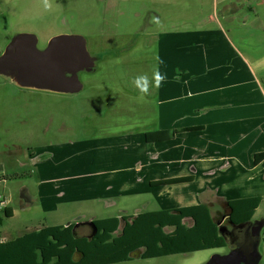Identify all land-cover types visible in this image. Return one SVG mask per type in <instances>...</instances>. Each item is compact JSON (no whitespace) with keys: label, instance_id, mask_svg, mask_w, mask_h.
<instances>
[{"label":"rangeland","instance_id":"1","mask_svg":"<svg viewBox=\"0 0 264 264\" xmlns=\"http://www.w3.org/2000/svg\"><path fill=\"white\" fill-rule=\"evenodd\" d=\"M199 11V0H0V53L21 33L36 35L40 50L53 37L79 35L95 59L92 72L79 73L83 87L74 94L21 88L0 76V196L13 211L9 218L0 210V239L9 242L77 218L88 222L135 215L147 205L148 211L169 206L160 203L163 199L154 190L111 201L109 193L88 191L84 185L90 180L108 177L93 173L123 166L114 161L124 148L106 149L110 159L88 162L87 142L126 133L138 136L156 128L162 82L157 77L165 69L160 30L180 31L185 28L183 15ZM65 148L69 151L64 154L73 158L58 167ZM259 188L256 193L264 196L262 184ZM206 204L214 217L223 219L224 203ZM255 218L264 219V202ZM261 236L258 250L264 264V228ZM225 252L205 250L121 264H207Z\"/></svg>","mask_w":264,"mask_h":264},{"label":"crops","instance_id":"2","mask_svg":"<svg viewBox=\"0 0 264 264\" xmlns=\"http://www.w3.org/2000/svg\"><path fill=\"white\" fill-rule=\"evenodd\" d=\"M199 6V12L183 15L184 29L160 30L165 69L156 128L138 136L126 133L87 142L88 162L96 157L106 161V149L124 148L114 161L121 168L93 173L108 177L84 185L91 193H109L111 201L154 190L156 198L163 199L160 203H168L165 210L251 197L264 202L256 193L261 184L264 189V160L255 163L264 153V0H199ZM161 133L170 140L146 141L147 134ZM68 149L62 151L58 167L72 160L73 155L64 154ZM182 177L193 181L151 186ZM182 192L187 200L175 195ZM75 221L67 225L85 223Z\"/></svg>","mask_w":264,"mask_h":264},{"label":"trees","instance_id":"3","mask_svg":"<svg viewBox=\"0 0 264 264\" xmlns=\"http://www.w3.org/2000/svg\"><path fill=\"white\" fill-rule=\"evenodd\" d=\"M170 138L164 133L146 135L148 143ZM262 160L264 153L256 156L255 163ZM192 181V177H182L153 182L151 186ZM261 203V197L224 202L223 218L232 224L249 221ZM3 213L12 217L8 208ZM221 219L212 215L208 205L200 204L65 226H46L0 243V264H121L136 259L221 249L226 246L219 233Z\"/></svg>","mask_w":264,"mask_h":264},{"label":"water","instance_id":"4","mask_svg":"<svg viewBox=\"0 0 264 264\" xmlns=\"http://www.w3.org/2000/svg\"><path fill=\"white\" fill-rule=\"evenodd\" d=\"M95 59L87 48V41L79 35H59L48 46L38 49V38L29 33L16 35L0 56V75L11 78L19 86L74 94L82 90L79 73L92 72ZM256 225V235L264 228V219L251 222ZM220 233L223 229L220 228ZM253 261L240 250L216 254L207 264H259L258 244L251 253Z\"/></svg>","mask_w":264,"mask_h":264},{"label":"flooded vegetation","instance_id":"5","mask_svg":"<svg viewBox=\"0 0 264 264\" xmlns=\"http://www.w3.org/2000/svg\"><path fill=\"white\" fill-rule=\"evenodd\" d=\"M10 41H9V43H10ZM3 53H4V51H2L0 53V56ZM0 76H4V75H0ZM4 77H6V76H4ZM19 87H21V86H19ZM21 88H25V87H21ZM27 89H34V88H27ZM35 90H39V89H35ZM44 91H47V90H44ZM50 92H52V91H50ZM55 93H57V92H55ZM260 220H262V219H256L255 217H253L249 221H244V222H240L237 224H232L231 222H229V220L227 218H223L220 222V225H219V230H220V228H222L223 233L221 234L220 231H219V233L224 238L225 245H226L224 248H221V249H226V252L223 254L221 253V255L228 254L229 252L234 251V250H240L247 256L248 261H253L254 258L251 256V253L253 252L254 246L256 244H258V249L260 248V245L262 242V236H261V234L256 235V230H255L256 225H253L251 222H257ZM83 229L84 228H81L80 230H83ZM261 261H262V255H261V259H260L259 264L261 263Z\"/></svg>","mask_w":264,"mask_h":264},{"label":"built area","instance_id":"6","mask_svg":"<svg viewBox=\"0 0 264 264\" xmlns=\"http://www.w3.org/2000/svg\"><path fill=\"white\" fill-rule=\"evenodd\" d=\"M7 208L6 202L0 196V210H5Z\"/></svg>","mask_w":264,"mask_h":264},{"label":"clouds","instance_id":"7","mask_svg":"<svg viewBox=\"0 0 264 264\" xmlns=\"http://www.w3.org/2000/svg\"><path fill=\"white\" fill-rule=\"evenodd\" d=\"M158 79H162V77H157ZM138 79H142V77L141 78H138ZM142 91H146V89H142Z\"/></svg>","mask_w":264,"mask_h":264}]
</instances>
